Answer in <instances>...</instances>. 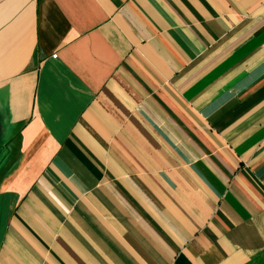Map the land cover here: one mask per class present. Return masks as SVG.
I'll return each instance as SVG.
<instances>
[{"label":"crops","instance_id":"crops-1","mask_svg":"<svg viewBox=\"0 0 264 264\" xmlns=\"http://www.w3.org/2000/svg\"><path fill=\"white\" fill-rule=\"evenodd\" d=\"M0 264H264V0H0Z\"/></svg>","mask_w":264,"mask_h":264}]
</instances>
